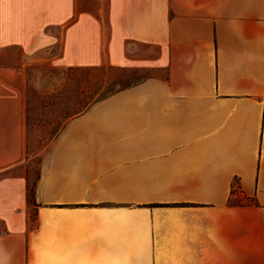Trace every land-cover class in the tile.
<instances>
[{
  "label": "crops",
  "instance_id": "obj_1",
  "mask_svg": "<svg viewBox=\"0 0 264 264\" xmlns=\"http://www.w3.org/2000/svg\"><path fill=\"white\" fill-rule=\"evenodd\" d=\"M56 43L60 65L155 75L50 140L36 228L25 173L0 180V264H264V0H108L106 30L77 0H0V62ZM26 92L0 65V172L26 154ZM235 179L258 205L229 204Z\"/></svg>",
  "mask_w": 264,
  "mask_h": 264
},
{
  "label": "rangeland",
  "instance_id": "obj_2",
  "mask_svg": "<svg viewBox=\"0 0 264 264\" xmlns=\"http://www.w3.org/2000/svg\"><path fill=\"white\" fill-rule=\"evenodd\" d=\"M77 15L96 19L107 29L108 0H77ZM54 33V31H53ZM60 43L52 44L29 58L21 49L5 51L0 65L21 68L27 77L28 103L26 154L22 164L12 170L0 172V180L25 173L28 183L34 185L41 170L44 151L50 140L62 130L65 122L91 105L115 92L132 86L148 76L154 69H125L110 66L76 68L60 65ZM51 58L42 61L39 58ZM28 191V190H27ZM36 209L30 210L31 228L37 227ZM5 226L0 221V232Z\"/></svg>",
  "mask_w": 264,
  "mask_h": 264
},
{
  "label": "trees",
  "instance_id": "obj_3",
  "mask_svg": "<svg viewBox=\"0 0 264 264\" xmlns=\"http://www.w3.org/2000/svg\"><path fill=\"white\" fill-rule=\"evenodd\" d=\"M39 178H40V173L37 176V181L39 180ZM37 181L34 185H31L30 183H28V187H27L28 198H27V200H28V205L30 208H32L33 206H36L34 198H35V193H36ZM229 204L231 206L245 207V206H256V205H258V202L256 201L255 198L247 197L241 189L240 181L238 179H235V181L233 182L232 193H231V197L229 199ZM35 219H36V217H35ZM36 221H37V219H36Z\"/></svg>",
  "mask_w": 264,
  "mask_h": 264
}]
</instances>
